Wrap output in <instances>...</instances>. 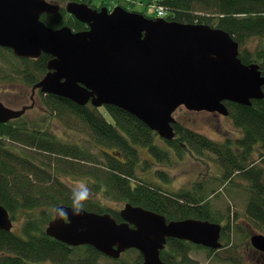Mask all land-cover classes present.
Instances as JSON below:
<instances>
[{"label": "trees", "instance_id": "16d2710c", "mask_svg": "<svg viewBox=\"0 0 264 264\" xmlns=\"http://www.w3.org/2000/svg\"><path fill=\"white\" fill-rule=\"evenodd\" d=\"M47 1L56 4L54 0ZM92 1L69 2L90 6ZM159 5L167 11L166 21L205 25L228 34L239 45L241 62L246 66L256 64L264 77V0H161ZM40 20L54 30L62 27L73 32L87 30L85 24L68 15L61 6L59 12L42 15ZM252 41L256 43L253 48ZM49 60L47 55L38 59L14 57L11 77L32 89L47 73ZM40 99L43 117L39 120L30 122L22 116L0 124V206L20 224L19 232L0 230V264L47 261L99 264L102 255L94 248H71L45 234V228L54 217L53 208H71L70 178L90 181L87 184L92 196L84 209L89 213H109L118 218L115 210L106 204L114 201L152 211L169 222L195 218L220 223L222 216L218 212L213 214L209 199L206 201L210 195L204 194L200 185H193L189 192L168 193L154 182L137 176L138 149H147L159 161H168L170 149H159L154 144L157 134L136 118L113 106H106L102 114L91 106L80 107L54 95L40 93ZM0 101L7 106L2 99ZM225 105L232 126L241 133L235 145L229 141L218 145L175 118L173 139L161 141L175 151L183 149L197 158L213 157L223 170L224 184L237 186L232 181L236 176L248 182L245 216L250 226L264 234V98L253 100L251 106L228 102ZM75 118L90 134L88 144L99 149L104 161L86 144L70 143L51 133L53 120L67 123ZM11 144L21 148L22 153L15 151ZM256 152L258 163L252 159ZM155 174L159 176L160 172L155 171ZM183 245L168 239L160 259L173 264L169 260L172 256L174 261L176 257L180 259L178 264H198L187 257L188 249L183 250ZM131 253L128 251L125 255ZM139 260L136 256L130 264H138ZM122 261L123 257L116 263Z\"/></svg>", "mask_w": 264, "mask_h": 264}, {"label": "water", "instance_id": "95a60500", "mask_svg": "<svg viewBox=\"0 0 264 264\" xmlns=\"http://www.w3.org/2000/svg\"><path fill=\"white\" fill-rule=\"evenodd\" d=\"M59 10L47 0H0V47L20 59L50 57L47 73L32 94L38 90L80 107H116L166 141L174 137L173 115L180 107L227 117L226 102L251 106L264 98L259 67L244 65L239 45L222 30L73 2L65 11L87 25V31L54 30L40 20ZM27 109L14 110L0 101V124L21 118ZM57 208L69 210L71 223L53 215L45 228L48 237L69 247L90 246L114 260L134 249L142 264H165L160 252L167 239L221 247V226L208 221L167 222L162 215L125 204L118 224L109 215L84 210L73 217L69 207ZM12 229L8 212L0 206V230ZM251 244L264 251V236H252Z\"/></svg>", "mask_w": 264, "mask_h": 264}, {"label": "rangeland", "instance_id": "374dc122", "mask_svg": "<svg viewBox=\"0 0 264 264\" xmlns=\"http://www.w3.org/2000/svg\"><path fill=\"white\" fill-rule=\"evenodd\" d=\"M54 1H56L57 5L64 8L66 3L70 0ZM119 1L129 5H135L134 11L141 14H145L146 12H148V14L149 12L151 13L149 6L153 5L154 2V0H93L92 6L97 8L101 7V9L105 7L109 10H113L117 7L118 3L120 4ZM158 1L160 2L161 0ZM251 44L252 48L256 45L254 41H252ZM10 55L11 58L9 57ZM14 57L16 56L12 53L0 50V74L2 78L0 79V99H2L9 108L20 110L24 106L31 104V88L12 79L11 63H14ZM2 73L4 74L2 75ZM35 95L34 107L28 110L24 115V119L30 122L39 120L43 117L40 93L36 92ZM86 106L91 105L87 104ZM104 108L105 107L94 109L104 114ZM173 117L184 126L196 131L218 145H222L227 141L235 145L234 142L241 136V133L232 126L228 116L225 117L216 113L190 112L184 107H180L174 113ZM49 129L52 134L60 139H65L70 141V143L86 144V146L91 149L90 151L92 153L100 155V161L105 160V158L101 156L99 149L88 144V142L91 141L90 134L82 127L76 118L67 123L53 120ZM156 137L158 138L154 140V144L159 147V149L165 151L170 149L168 161H159L155 159L156 157L154 158L151 156L147 149H138L140 160L136 168L137 176L147 182H154L157 186L171 193L178 192L181 189L192 188V186L196 184L200 185L204 194L210 195L209 198L206 197V201L209 199L208 203L213 214L218 212L220 216H222L221 221H224L225 225L229 223V229L225 231V237L227 238L223 241L228 245L226 250L219 252L214 255V258H211L212 255L205 250L195 249L189 253L191 258L199 264H231L226 260L228 258L227 252L234 251V255L240 257V264H244L247 261L246 253H244L245 243L248 241L249 236L253 233L264 235L258 229H254L250 226L245 216L246 202L249 197L247 194V189L249 187L248 182L236 176L232 181L237 186L231 187L230 183L224 184L223 170L213 161V157L204 155L202 158H197L192 153L183 149L175 151L168 147L164 141H161L162 138L158 135ZM11 147H13L15 151L22 153L21 148L17 147L15 144H11ZM252 159L255 163H258L257 152L254 153ZM157 170L160 172L159 176L155 174ZM61 179L64 180L63 177H61ZM78 181L90 182L87 179L79 180L70 178V185L73 186ZM106 204L112 210H118L119 205H122L114 201H107ZM53 215L52 213V217ZM12 222L14 231L19 232V222L13 220ZM236 251H241L240 255H238ZM135 258L136 254L133 252L130 255L127 254L123 256V263H116L118 261L101 257L99 259V264H130ZM248 262L250 263V261ZM41 264L55 263L47 261Z\"/></svg>", "mask_w": 264, "mask_h": 264}, {"label": "flooded vegetation", "instance_id": "af4514ba", "mask_svg": "<svg viewBox=\"0 0 264 264\" xmlns=\"http://www.w3.org/2000/svg\"><path fill=\"white\" fill-rule=\"evenodd\" d=\"M120 2V1H119ZM69 2H67L66 3V5L68 4ZM121 4H119L118 3V5H117V7H120V8H122V9H124V10H127V11H130V12H135L134 11V6H128L129 4H127V3H123V2H120ZM65 5V6H66ZM65 6H64V8H65ZM91 6V8L92 9H96V10H100L101 9V7H99V8H97V7H95V6H92V5H90ZM116 8V7H115ZM107 9V8H106ZM108 10V12L110 13V12H112V10H109V9H107ZM137 13V12H136ZM86 27H87V30H88V26L86 25ZM87 30H85V31H87ZM0 50L2 51V50H4V51H8V52H10V53H12L13 54V52L11 51V50H9V49H7V48H3V47H0ZM14 55V54H13ZM15 56V55H14ZM36 92L38 93L39 91L38 90H36L35 91V93L34 94H32V90H31V96H30V102H31V104L30 105H28V106H24V107H29V109H27V111L28 110H31L34 106H33V104H34V98H36ZM40 93V92H39ZM32 106V107H31ZM23 107V108H24ZM26 111V112H27ZM26 112H25V114H26ZM24 114V115H25ZM23 115V116H24ZM139 164V163H138ZM138 166V165H137ZM158 171V170H157ZM156 171V172H157ZM164 190V189H163ZM191 190V188H189V189H181V190H179V191H187V192H189ZM178 191V192H179ZM192 191H195L194 189L192 190ZM191 191V192H192ZM178 192H174V193H178ZM124 205L125 204H122V205H119V209L118 210H115V212H116V214L119 216L118 218L116 217H112V215L111 214H109V213H107L111 218H113L118 224H120V223H122L123 221H122V219H121V217H120V212H121V210L123 209V207H124ZM133 206V205H132ZM117 207H118V204H117ZM90 213H92V212H90ZM96 214V213H95ZM97 214H99V213H97ZM157 214V213H156ZM100 215H102V214H100ZM189 219H195V218H189ZM195 220H200V221H208V220H201V219H195ZM167 221V220H166ZM167 222H169V221H167ZM216 224H218V225H220L221 226V233H220V238H219V243L221 244V247L219 248V249H217V250H213V249H207V248H204V247H202V246H198V245H194V244H192V243H190V242H186V241H181V240H177V239H171V240H177V241H180L181 243H183L184 245H183V250L184 249H188V251H187V257L189 258V259H191V260H193V261H195L194 259H192L191 258V256H190V251H193V250H195V249H201V250H205L207 253H209V254H211L212 255V257L211 258H214V255H216V254H218L219 252H221V251H223V250H226L227 248H228V245L225 243V242H223L227 237H225V231H226V225L224 224V221H220V223H216ZM254 235H261V234H255V233H253L251 236H249V239H248V241L245 243V249H244V253H246V256H247V261L244 263V264H264V251L263 250H258V249H256V248H254L253 246H252V244H251V237L252 236H254ZM264 236V235H263ZM168 240V239H167ZM166 244H167V242H166ZM82 247V246H81ZM72 248V247H71ZM75 248H79V247H75ZM166 248V245H165V247H164V249ZM133 252V253H135L136 254V256H137V259H138V257L140 258V260H139V262H138V264H142L143 263V257H142V255L138 252V251H136V250H134V249H130V250H127V251H125L124 253H122L121 254V256H120V258L119 259H117V260H114V259H112V258H109V257H107V256H105V255H102L101 253H99V254H101L102 256L101 257H105V258H107V259H109V260H114V261H119L120 259H121V257H123L124 255H125V253L126 252ZM163 251V250H162ZM237 253H238V255H240V253H241V251H236ZM161 253V252H160ZM228 253V258L226 259V260H228L231 264H240V257L239 256H236V255H234V251H228L227 252ZM169 260L173 263V264H178V262L180 261V259L178 258V257H176V261H174V258L172 257V256H170L169 257ZM248 261H250V263L248 262ZM164 262V261H163ZM195 262H197V261H195ZM165 264H167L166 262H164ZM198 263V262H197ZM82 264V263H81ZM199 264V263H198Z\"/></svg>", "mask_w": 264, "mask_h": 264}, {"label": "clouds", "instance_id": "9594fccd", "mask_svg": "<svg viewBox=\"0 0 264 264\" xmlns=\"http://www.w3.org/2000/svg\"><path fill=\"white\" fill-rule=\"evenodd\" d=\"M71 192L72 203L70 211L73 217H77L84 212L85 205L92 196V190L86 182L78 181L72 186ZM52 211L57 219L65 220L68 221V223H71V219L69 218V210L54 207Z\"/></svg>", "mask_w": 264, "mask_h": 264}, {"label": "built area", "instance_id": "2783aa9c", "mask_svg": "<svg viewBox=\"0 0 264 264\" xmlns=\"http://www.w3.org/2000/svg\"><path fill=\"white\" fill-rule=\"evenodd\" d=\"M149 8V10L151 11V13H149L155 17L163 18L166 16V9L155 2H153V5H150Z\"/></svg>", "mask_w": 264, "mask_h": 264}, {"label": "bare ground", "instance_id": "6f19581e", "mask_svg": "<svg viewBox=\"0 0 264 264\" xmlns=\"http://www.w3.org/2000/svg\"><path fill=\"white\" fill-rule=\"evenodd\" d=\"M166 191V190H165ZM167 192V191H166ZM168 193H171V192H168ZM12 220V219H11ZM13 223V222H12ZM14 227V226H13ZM74 248V247H73Z\"/></svg>", "mask_w": 264, "mask_h": 264}]
</instances>
